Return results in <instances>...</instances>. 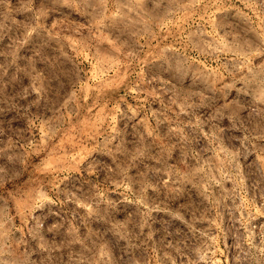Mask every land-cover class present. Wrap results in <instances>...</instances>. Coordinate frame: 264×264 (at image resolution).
<instances>
[{
	"label": "rangeland",
	"instance_id": "rangeland-1",
	"mask_svg": "<svg viewBox=\"0 0 264 264\" xmlns=\"http://www.w3.org/2000/svg\"><path fill=\"white\" fill-rule=\"evenodd\" d=\"M0 264H264V0H0Z\"/></svg>",
	"mask_w": 264,
	"mask_h": 264
}]
</instances>
